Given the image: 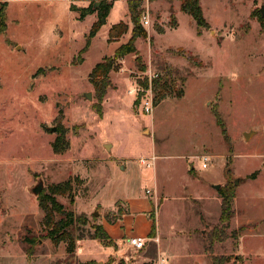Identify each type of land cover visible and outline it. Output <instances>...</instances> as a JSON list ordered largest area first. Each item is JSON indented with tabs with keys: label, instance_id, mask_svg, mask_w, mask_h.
<instances>
[{
	"label": "rangeland",
	"instance_id": "rangeland-1",
	"mask_svg": "<svg viewBox=\"0 0 264 264\" xmlns=\"http://www.w3.org/2000/svg\"><path fill=\"white\" fill-rule=\"evenodd\" d=\"M3 1L0 264H211L210 254L225 264L244 256L242 264H264L257 224L244 225L242 232L256 234L239 244L212 240L223 229L222 190L235 194L225 233L264 218V0H198L207 27L184 10L186 0H134L140 16L150 17L148 27L140 17L147 35L135 41L141 63L136 54L117 60L102 99L90 74L131 38L130 0H107V22L84 53L102 0ZM95 2L82 20L71 9ZM121 21L127 32L110 38ZM156 78L166 90H155ZM153 156L151 166L139 163ZM65 183L55 198L86 221L54 242L45 236L39 195ZM132 195L149 202L156 241L140 252L130 247L141 223L120 245L93 238L95 225L129 212Z\"/></svg>",
	"mask_w": 264,
	"mask_h": 264
},
{
	"label": "trees",
	"instance_id": "trees-1",
	"mask_svg": "<svg viewBox=\"0 0 264 264\" xmlns=\"http://www.w3.org/2000/svg\"><path fill=\"white\" fill-rule=\"evenodd\" d=\"M186 3L183 4L184 10L189 13L194 20L197 22L198 27H207V23L205 18L203 17L202 9L199 5L198 0H186ZM6 6L7 1H3L0 5V32L6 28ZM113 4L111 2H107V0H102L100 6L97 8V19L93 23L89 34L87 36L85 46L80 50V53H84L88 50L91 40L97 35L101 27L106 24L107 18L110 15ZM75 8V9H74ZM71 9L78 11L79 16L78 19L82 20L86 16L93 14L95 12L94 3H91L86 7H73L71 5ZM129 12L131 21L134 25L132 30V36L127 43L121 44L114 52L113 57L105 58L102 62H99L92 70L90 74V80L92 84L95 86L98 97L103 98L106 94L107 88L110 86V72H112L116 68L117 60L125 57L129 54H136V59L139 63H141V56L139 55L138 49L135 45V41L139 37H145L147 35V31L140 24V14L138 11V4L134 2V0L129 1ZM128 30V25L124 22H119L111 27L109 30L110 38H118L119 36L126 33ZM145 66H141L143 70ZM161 79H154L155 90L160 86L162 90L167 89V84H161ZM57 149V145H55ZM251 177H255V174H252ZM68 183L65 184H57L51 187V192L49 194L39 195L40 204L42 208L45 210V218L46 225L48 229L45 233V236L51 239L54 242H59L64 236L67 234V230L71 229L75 226L76 223L85 224V217L77 216L72 211H66L63 204L59 203L55 198L56 194L64 193L68 189ZM221 195V212H220V221L222 222V231L220 236L213 238L218 241H223L229 237L238 240L240 233L244 230V225L238 229L233 230L230 234L225 233L226 228L230 227L231 218L233 216V199L235 198L234 193H229L227 191H220ZM55 214L59 216L58 219H55ZM95 231L92 234L93 238L98 239L103 242H112L111 236L105 230L102 224H97L94 226ZM155 222L153 221L152 227L149 233V237H155ZM217 233V229H215ZM81 239V238H80ZM73 246L72 241L69 243V247ZM211 264H225L224 257L210 254ZM118 264H125L124 261H120ZM148 264V263H145Z\"/></svg>",
	"mask_w": 264,
	"mask_h": 264
},
{
	"label": "crops",
	"instance_id": "crops-1",
	"mask_svg": "<svg viewBox=\"0 0 264 264\" xmlns=\"http://www.w3.org/2000/svg\"><path fill=\"white\" fill-rule=\"evenodd\" d=\"M149 206L150 205H149V202L147 201V199L141 198L140 195L139 196L138 195H132L128 198V210L127 211H129V212L124 214L121 218L118 219L117 222H114V224L113 223L108 224V225L105 224V227H104L105 230L109 233V235L111 237L114 238L117 245L121 244L123 237L129 236V234L131 233L130 230L133 229V227H132L133 225H136V224L140 225V223H141V226L137 229V233L133 234L132 236L146 237L147 238L146 246L148 245L147 243H149L150 240H152V239L155 240V237H149L148 236V234L150 233L151 227H152V223H153L152 219H150L148 214H147V211H149ZM263 222H264V218L247 220V221L241 222L239 224L238 228H240L243 225L257 224L258 230L257 229L256 230L260 233L263 232V234H264ZM230 226H231V224H230ZM260 226L261 227L263 226V227L259 231ZM233 230H235V229H233ZM254 230L255 229H253V228H251V229L247 228L245 230V232H242V234L239 236L237 243L239 244L240 238L242 237V235L256 234V232H254ZM141 250H135V251L140 252ZM242 255H244V254H242ZM138 258H139L138 261H140L142 263L149 262L151 260V259L140 260L141 258L140 257H138ZM243 262H245V256H244L243 261H238L239 264H242Z\"/></svg>",
	"mask_w": 264,
	"mask_h": 264
},
{
	"label": "built area",
	"instance_id": "built-area-1",
	"mask_svg": "<svg viewBox=\"0 0 264 264\" xmlns=\"http://www.w3.org/2000/svg\"><path fill=\"white\" fill-rule=\"evenodd\" d=\"M145 1H149V0H145ZM141 23L145 27L150 26V17L147 16L146 14H143V16L141 17ZM150 108L147 107V111H150ZM200 158H201V161H202V167L206 168L208 166L207 160H208L209 156L203 155ZM155 160H156L155 156L150 157V158L149 157L141 158V159H139V163L142 164V165L151 166V164L154 163ZM148 192L151 193L150 190ZM127 242L135 250H141V249H143L146 246L147 238L143 237V236H131V237H129ZM160 264H164L162 260H161Z\"/></svg>",
	"mask_w": 264,
	"mask_h": 264
},
{
	"label": "water",
	"instance_id": "water-1",
	"mask_svg": "<svg viewBox=\"0 0 264 264\" xmlns=\"http://www.w3.org/2000/svg\"><path fill=\"white\" fill-rule=\"evenodd\" d=\"M99 4H100V2H95V3H94V7L98 6ZM261 13H262V15H264V6L261 8ZM84 95H85V97L88 98V99H91V97H92V95H91L90 92H87V93H85ZM51 130H52V131H55V127H52ZM254 133H255V131L246 132V133H245V138H246V139L250 138ZM106 147H107V149H109V148H110V145L107 144ZM236 183H238V182L236 181ZM214 187H215L216 189H219V188H220V185L217 184V185H214ZM41 189H42V183H40V185L36 186V187L33 189V192L36 193V194H38V193H40ZM98 264H102V263H98Z\"/></svg>",
	"mask_w": 264,
	"mask_h": 264
}]
</instances>
